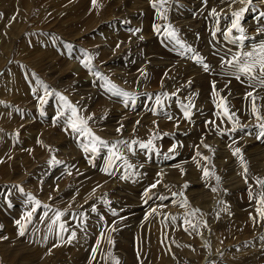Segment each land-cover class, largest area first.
<instances>
[{
	"label": "rangeland",
	"instance_id": "obj_1",
	"mask_svg": "<svg viewBox=\"0 0 264 264\" xmlns=\"http://www.w3.org/2000/svg\"><path fill=\"white\" fill-rule=\"evenodd\" d=\"M153 3L0 0V264H264V87L226 63L264 44V0ZM56 93L107 148L83 151Z\"/></svg>",
	"mask_w": 264,
	"mask_h": 264
},
{
	"label": "snow or ice",
	"instance_id": "obj_2",
	"mask_svg": "<svg viewBox=\"0 0 264 264\" xmlns=\"http://www.w3.org/2000/svg\"><path fill=\"white\" fill-rule=\"evenodd\" d=\"M242 2H243V0H242ZM248 2L251 3V0H248ZM92 3H93V5H95L96 0H92ZM164 4H165V0H159V3H153L152 4L153 8H158L161 10V11H158L157 14L162 19L165 18L163 15V11H166V9L164 8ZM244 11H245V9H241L239 12L233 13V16L235 18L231 22V28H229L228 31L225 33L226 39L230 38V33L232 32L233 29H235L236 31L241 33V36H240L241 40L244 38L243 28L240 27V23H239V18L241 17V15L243 14ZM212 15H216L215 10H213ZM154 31L160 32L161 29L158 26H154ZM165 31L170 38L176 40L177 44H180V46L182 48L185 47L182 44V42L177 39V34H176L175 30L166 26ZM186 50L192 51L191 48H187ZM91 60H92V58H91V56H89L83 65L85 68H89V70H91V68H90ZM195 62L198 64H201L203 67V70L205 72L209 71V65L207 63H205L199 56L195 57ZM226 63L229 66L234 67L236 69V75H235L236 80H241V77H245L250 82L249 83L250 87L253 86L251 84V82H253V81H255L259 87H264V44H261L259 46V48L254 49L253 51L234 55L232 57V59L227 60ZM94 75H96L99 79H101L105 82V85H106L107 90L109 92H112L113 94L119 95V96H124V97L128 96V93L122 92L120 89H118L116 87V85L112 84L111 81L107 80V78L102 76L100 73L96 72V73H94ZM213 90H214L213 94L215 95L216 94L215 93V84H213ZM44 93H45V96L41 97V99H40L41 104L46 103L47 100L45 97L52 94L48 91L46 86H44ZM247 95L252 96L253 99H255L253 92H248ZM56 96L59 98L60 101H62L63 107L65 109H69L71 112V116L68 119V126L71 128V130L73 132L80 133L82 136H84L85 138L88 139V143L82 145L83 151H85V152L91 151L92 153H97L99 151L100 147L107 148L108 147L107 142L102 140L100 137L96 136L92 132V130L87 126V120L84 118H81L78 115V109L75 106H73L72 104H70L66 97L60 95L59 93H56ZM156 103L157 104L160 103L159 97H157ZM221 103H223V100L221 101ZM220 106L221 105H219V104L217 105V107H220ZM252 111H253V114L256 116L257 120L264 121V116H261L257 112L255 105H253ZM61 115H63V113H61ZM224 115L227 116V119L229 121L233 120L232 115L228 113V110L226 108L224 111ZM184 116L186 119H190L191 118L190 111L186 109L184 112ZM88 119H91V117H89ZM169 119H171V117H169ZM258 128H259L258 138L264 137V122L260 123L258 125ZM117 131L119 132L120 129H117ZM140 146L142 148H149L152 146V140H149L147 144H141ZM205 147H207V145H205ZM113 148H115V145H113ZM169 151H174V148L170 149ZM110 152H111V155L109 157V167H111L113 158H116V159L120 158L111 149H110ZM197 154L199 155V153H197ZM239 154H240V149L236 148L233 152V155H239ZM205 159H207V158H205ZM241 159H242V157H241ZM50 163H59V161H56L55 158H53V160L50 161ZM246 172H247V169L245 168V173ZM203 174L205 177H207L209 175L208 170L205 169ZM216 179H217V181H219V177H217ZM246 182H247V180H246ZM257 183L260 184L262 187H264V181H257ZM156 186H157L156 184L151 185L149 189L145 190L144 196L147 197L149 195V192L151 191V188H155ZM20 190L23 191V189H20ZM213 191H215V189H213ZM249 195H250V198H252L251 192L249 193ZM28 199L30 201H34L36 206H39V201H35L34 197L29 196ZM160 199H164V198L160 197ZM145 202H147V201H145ZM258 202H259V204L264 205V192L260 193ZM186 204H187V201L185 200V204L182 206H186ZM45 207H47V206H45ZM93 210L95 211V209H93ZM33 211H35V208H33ZM152 211H155V209H153ZM257 212H258L260 218L262 220H264V210H262L261 208H257ZM61 215H62V213H57L56 219L53 221V223H56V221H58L60 219ZM31 216H32L31 212L25 213V217L29 221L31 219ZM185 223H188V221L185 220ZM17 224L20 227V235H23L25 225L22 224L20 221H17ZM60 228L63 230V228H64L63 224L60 225ZM72 235L74 237L75 233H73ZM93 257H95V250H93ZM116 264H119V262L117 261Z\"/></svg>",
	"mask_w": 264,
	"mask_h": 264
},
{
	"label": "bare ground",
	"instance_id": "obj_3",
	"mask_svg": "<svg viewBox=\"0 0 264 264\" xmlns=\"http://www.w3.org/2000/svg\"><path fill=\"white\" fill-rule=\"evenodd\" d=\"M197 2H198V1H197ZM180 23H181V22H180ZM237 95H238V94H237ZM235 97H236V96H234L233 98H235ZM254 143H255V141H254ZM254 143H253V144H254ZM259 147H260V146H259ZM257 149H258V148H257ZM250 150H251V149H250ZM196 184H197V183H195V185H196Z\"/></svg>",
	"mask_w": 264,
	"mask_h": 264
}]
</instances>
